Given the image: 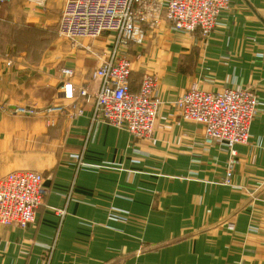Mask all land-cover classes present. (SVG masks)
<instances>
[{
    "label": "crops",
    "instance_id": "crops-1",
    "mask_svg": "<svg viewBox=\"0 0 264 264\" xmlns=\"http://www.w3.org/2000/svg\"><path fill=\"white\" fill-rule=\"evenodd\" d=\"M64 2L0 6V56L14 61L0 74V178L34 171L48 191L32 225H0V264H264V0H230L206 40L161 26L129 47L130 91L144 74L157 80L149 140L95 122L90 104L80 116L44 113L71 104L56 88L62 67L77 85L99 88L92 56L51 49ZM99 39L92 49L109 50L111 35ZM191 86L256 96L229 185L226 148L205 145L202 127L171 104ZM16 107L38 112L16 116Z\"/></svg>",
    "mask_w": 264,
    "mask_h": 264
},
{
    "label": "built area",
    "instance_id": "built-area-1",
    "mask_svg": "<svg viewBox=\"0 0 264 264\" xmlns=\"http://www.w3.org/2000/svg\"><path fill=\"white\" fill-rule=\"evenodd\" d=\"M43 8L47 0H30ZM11 0H0V6ZM65 0L57 22L59 39L66 41L72 52L84 50L95 59L91 80L99 88L89 91L74 83L75 71L59 69L56 88L68 105L50 106L44 113H63L80 116L83 104L91 105L92 119L122 130L134 140H149L154 133L160 106L155 97L157 80L144 74L138 91H130L131 45L143 42L145 31L167 26L173 32L189 35L198 32L206 40L216 28L230 0ZM111 35L107 51L96 52L90 43L101 36ZM10 53L0 56V74L13 68ZM184 122L203 129L207 146L222 145L228 152L224 184L229 185L232 171L238 164L235 147L247 143L258 102L249 88L233 87L221 92L204 91L191 86L172 103ZM74 110V111H72ZM34 107H16V116L33 117ZM48 195L43 177L33 171H14L0 178V225H15L22 229L32 225L38 207Z\"/></svg>",
    "mask_w": 264,
    "mask_h": 264
},
{
    "label": "rangeland",
    "instance_id": "rangeland-1",
    "mask_svg": "<svg viewBox=\"0 0 264 264\" xmlns=\"http://www.w3.org/2000/svg\"><path fill=\"white\" fill-rule=\"evenodd\" d=\"M48 34H49V40L51 41V45H52V48L51 49L52 50H56L55 47H57V48H59V50L65 51V53H70L71 48L69 46L67 47L65 44H63V43L60 42L62 40L59 39L58 34L56 33V30H51L50 32H48ZM107 35L108 34H105V35L101 36L100 39H99V41L101 42L103 38H106V37L109 36V35L108 36ZM34 36H35V38H37L38 33L34 34ZM26 171H28V170H26Z\"/></svg>",
    "mask_w": 264,
    "mask_h": 264
}]
</instances>
